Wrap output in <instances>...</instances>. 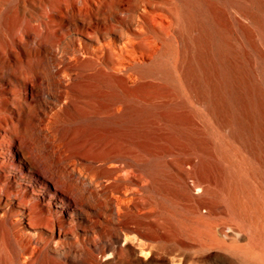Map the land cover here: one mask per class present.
<instances>
[{
	"label": "bare ground",
	"instance_id": "obj_1",
	"mask_svg": "<svg viewBox=\"0 0 264 264\" xmlns=\"http://www.w3.org/2000/svg\"><path fill=\"white\" fill-rule=\"evenodd\" d=\"M101 1H93L98 10L103 8ZM178 1L180 59L171 68L157 59L138 72L172 79L173 70L183 101L203 105L197 114L208 129H226L229 148L237 142L248 149L258 167L246 172L235 168V174L240 178L258 174L264 194V0ZM17 25V19H8L5 1L0 0V37L16 33ZM43 25V21L28 22L21 35L14 34L12 58L2 59L0 49V75L8 85L0 88V95L10 94L0 96V264H45L66 223L72 228L81 225V232L93 237L104 223L110 224L116 232L119 259L127 250L120 240L136 241L133 232L158 238L156 231L140 226L152 214L138 194L160 177L146 156L150 150L147 120L164 104L118 99V60L130 43H120L126 37L120 28L113 40L100 43L92 34L97 47L67 54L58 52V40ZM36 42L48 50L43 58L27 49ZM76 62L91 73L84 74L83 69L71 73ZM5 100L12 105L7 112L2 106ZM167 108V122L173 126L176 106L171 103ZM192 139V166L199 173L184 169L183 187L189 189L187 180L192 177L193 186L211 195L201 147ZM7 167L15 169L12 181L3 177ZM22 174H27V181L18 186L15 175ZM189 199L193 207L187 222H177L181 231L199 241V248L214 245L241 258L252 254L244 246L217 241L210 229L216 208L211 206L203 214L202 201L192 195ZM221 201L240 227L247 225L248 201L236 193ZM74 214L81 216V222L72 218ZM56 226L61 233L54 232ZM176 233L170 231L166 239L170 253L180 255L178 260L183 262L184 249ZM138 245L141 256L153 254L151 243ZM257 258L264 261V254Z\"/></svg>",
	"mask_w": 264,
	"mask_h": 264
},
{
	"label": "rangeland",
	"instance_id": "obj_2",
	"mask_svg": "<svg viewBox=\"0 0 264 264\" xmlns=\"http://www.w3.org/2000/svg\"><path fill=\"white\" fill-rule=\"evenodd\" d=\"M4 1L8 19H17L18 25L16 33H5L0 37L2 59L13 57L10 50L13 48L14 34L21 35L28 22L32 24L45 22L43 30L53 32L59 43L58 52L64 50L67 54L86 47H97L92 34L98 36L100 43L113 40L117 36L116 30L120 28L126 35L120 43L123 41L130 43L122 60H118L120 65L116 74L118 99L164 104L147 120L150 150L146 156L160 173V177L149 189L138 194L146 200L147 208L152 214L140 226L145 230L156 231L158 238H149L140 232H133L136 241L124 243L123 239L120 240L121 247L127 250L118 259V240L110 224L104 223L99 234L93 237L83 234L80 230L81 225L72 228L66 223L62 233L57 226L54 228V232L61 233L62 236L54 239L45 264H85L93 261L100 264H264V261L257 258L258 254H264V194L260 189V177L253 174L240 178L235 174V168H244L246 172V168L251 166L257 168V162L251 159L254 161L251 165L248 149L244 145L235 142L229 148L226 129L222 131L208 129L197 114L198 110L203 109V105L196 101L190 103L183 101L173 70L172 79L164 78L160 74L141 76L138 72L139 68L157 59L166 61L170 68L180 59L182 48L179 34L182 18L180 2L110 0L109 3V0H103L101 1L103 8L98 10L96 3H93L94 0ZM129 15L134 19L131 20ZM27 49L41 58L48 53L47 48L39 42L29 44ZM77 64L78 68H71V73L79 69H83L84 74L91 73L89 67L81 68L78 62ZM7 87V80L0 75V88ZM0 96L4 99L10 94L5 91ZM171 103L176 106L172 117L173 126H169L166 117L169 111L167 106ZM2 106L5 112L12 108L6 100ZM192 138L201 147L205 160L202 170L207 180L206 184L211 195L217 198L215 201L213 198L212 205L209 202L211 195L203 194L199 187L193 186L194 178L187 180L188 190L183 187L185 178L180 175H183L184 169H193L195 174L199 173L198 168L192 166L193 144L189 141ZM222 152H226V156L221 157ZM5 171L4 179L12 181L15 169L7 167ZM15 180L18 186H25L27 174L15 175ZM235 193L248 201L250 206L247 225L244 227H240L230 216L226 203L221 201L223 197ZM189 195L202 201L203 214L211 206L216 208V212L210 218V229L217 241L244 246L251 250L252 254L241 258L214 245L199 248V241L181 231L178 223L187 222V212L193 207ZM72 218L77 223L81 222V216L78 214H74ZM170 231L177 232L176 241L183 246L185 257L183 262L178 260L180 255L170 253L171 243L166 239ZM75 232L77 235H73ZM143 242L152 244L151 256L140 255L138 244ZM54 249L57 252H53ZM76 252L80 254L77 255Z\"/></svg>",
	"mask_w": 264,
	"mask_h": 264
}]
</instances>
